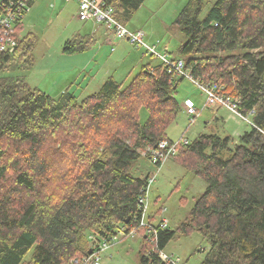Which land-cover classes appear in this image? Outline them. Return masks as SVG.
I'll return each instance as SVG.
<instances>
[{"label":"trees","instance_id":"1","mask_svg":"<svg viewBox=\"0 0 264 264\" xmlns=\"http://www.w3.org/2000/svg\"><path fill=\"white\" fill-rule=\"evenodd\" d=\"M144 1L102 3L124 26ZM204 2L189 0L178 13L174 25L184 42L177 58L163 55L183 61L197 84L238 102L252 126L237 142L204 134L177 148L168 160L202 178L206 189L177 231L157 224L155 238L139 227L150 175L131 172L141 158L149 160L146 149L170 140L175 95L186 78L159 59L126 87L110 76L81 101L68 91L53 98L22 74L6 76L34 62L36 37L19 38L18 23L15 52L0 53V264H26L31 248L27 264H81L120 229L142 238L141 264H172L160 253L177 232L193 231L209 245L199 264H264V0H215L205 15ZM89 47L87 36L76 34L61 49L74 55ZM141 108L148 114L143 123Z\"/></svg>","mask_w":264,"mask_h":264},{"label":"rangeland","instance_id":"2","mask_svg":"<svg viewBox=\"0 0 264 264\" xmlns=\"http://www.w3.org/2000/svg\"><path fill=\"white\" fill-rule=\"evenodd\" d=\"M188 1L145 0L124 26L129 31H141L146 46H153L156 53L166 54L168 60L177 58V49L185 37L174 25V20ZM97 2L102 3L100 0ZM214 2H204V15ZM75 3L74 0H36L33 7L30 6L22 18L19 36L31 33L36 37L32 49L33 65L28 71L9 72L6 76L22 74L31 88L53 98L68 91L81 101L98 93L110 76L122 87H126L143 66L161 65L156 56L147 53L143 47L132 45L126 39L112 37L110 42L106 41L105 26L80 21ZM93 30L96 36L88 50L74 55L62 53V45L74 34L80 32L81 35L93 37ZM175 98L179 110L175 121L167 129V136L172 142H191L204 134L229 137L237 142L239 135L250 131V123L235 118L225 108L204 107L203 94L189 79L179 83ZM185 99L194 103L196 113L192 116L187 115L183 106ZM139 116L143 123L148 114L141 108ZM246 118L250 120V117ZM61 149L69 150V147ZM135 167L138 171L133 169L131 172L134 177L154 175L147 192V218L153 216V224L157 225L161 217L155 214L159 209H165L163 218L167 220V228L177 231L189 217L195 201L205 191V181L172 159L161 165L157 173V167L145 158H141ZM33 251L34 248H31L26 253L23 263L31 262ZM146 251L140 236L117 234L108 249L100 254L99 264H141L140 257ZM208 251L206 240L200 233L193 231L187 235L177 232L162 253L175 264H199Z\"/></svg>","mask_w":264,"mask_h":264},{"label":"built area","instance_id":"3","mask_svg":"<svg viewBox=\"0 0 264 264\" xmlns=\"http://www.w3.org/2000/svg\"><path fill=\"white\" fill-rule=\"evenodd\" d=\"M78 3V19L82 22L91 21L96 25H103L105 28L110 31L116 38L127 39L132 45L137 47H143L148 53L155 55L162 62L171 66L174 70L173 73H176L179 76H182L186 79H189L191 83L195 84L201 91L204 96L205 103L204 107H215V108H225L228 110L235 118H239L241 120L250 123L246 117H243L240 112L236 109L238 102H235L230 97L225 96L220 93L216 86H202L197 84V82L192 78L189 73L184 70L183 61H177L171 63L167 59H165L164 55H160L155 52V48L146 46L144 43V36L141 31H129L127 30L120 22H118L113 16V8L110 6H104L103 3H96L95 0H75ZM31 0H6L0 7V53L11 55L15 52L17 48V39L15 37V29L18 23L22 21L25 13L29 11ZM183 106L185 107L186 113L189 116H192L196 113V109L194 104L185 100L183 102ZM188 141L179 140L177 142H172L170 140L161 141L157 148L154 149H146L144 156L149 155V161L157 167L156 173L159 171L161 165L165 164L168 159L174 156L177 152V148L180 145H187ZM154 180V175H150L147 179L146 189H145V197L140 199V205L142 208V218L139 224V227L144 228L146 230L145 235L150 238H155L156 230L154 228V224H150L147 219V192L149 191L150 185ZM165 213V209H160V217L161 221H159V226L161 228L167 227V220L163 218V214ZM136 231L132 230L129 233V236H136ZM117 234L124 235V230H118ZM116 235L112 236L111 240L108 241L106 239H102L100 243H98L96 248L97 250L93 251L89 257L85 258L81 264H99L100 254L106 251L109 247L111 241L116 239ZM160 258L163 261H169L172 264H175L170 260V258L164 255L162 252L160 253Z\"/></svg>","mask_w":264,"mask_h":264},{"label":"crops","instance_id":"4","mask_svg":"<svg viewBox=\"0 0 264 264\" xmlns=\"http://www.w3.org/2000/svg\"><path fill=\"white\" fill-rule=\"evenodd\" d=\"M70 1H72V0H70ZM96 2H97V0H95ZM101 2L103 1V0H100ZM67 2H69V1H67ZM74 2H76L75 0H74ZM36 3V0H34L33 1V3H32V5H31V7H33V5ZM98 3V2H97ZM100 3V2H99ZM76 4V6H77V12H78V4H77V2L75 3ZM22 23V22H21ZM20 23V24H21ZM18 27V26H17ZM107 30V29H106ZM105 30V32H106V41H108V42H110L111 40H112V37L113 38H115V36H114V34H112L111 32L110 33H108L107 31ZM20 33V32H19ZM77 34H79V35H81L80 34V32L79 33H77ZM20 35V34H19ZM74 35H76V34H74ZM92 35H93V37L90 35V37L88 36V35H84L83 34V36H87V39L89 40V42H90V46H91V43H92V41H93V39H94V37L96 36V32L93 30V32H92ZM19 38H22V37H20L19 36ZM62 47H63V45H62ZM216 120V119H215Z\"/></svg>","mask_w":264,"mask_h":264}]
</instances>
